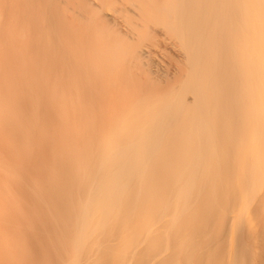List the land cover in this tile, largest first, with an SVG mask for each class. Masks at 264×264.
I'll list each match as a JSON object with an SVG mask.
<instances>
[{
  "label": "bare ground",
  "instance_id": "1",
  "mask_svg": "<svg viewBox=\"0 0 264 264\" xmlns=\"http://www.w3.org/2000/svg\"><path fill=\"white\" fill-rule=\"evenodd\" d=\"M0 264H264V0H0Z\"/></svg>",
  "mask_w": 264,
  "mask_h": 264
}]
</instances>
